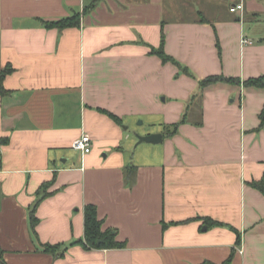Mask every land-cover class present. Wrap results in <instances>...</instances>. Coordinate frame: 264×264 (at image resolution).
<instances>
[{"label": "crops", "instance_id": "0c3cea01", "mask_svg": "<svg viewBox=\"0 0 264 264\" xmlns=\"http://www.w3.org/2000/svg\"><path fill=\"white\" fill-rule=\"evenodd\" d=\"M183 3L0 0V72L12 69L0 95L7 264H264V194L252 185L264 179V89L244 85L264 76V34L247 29L264 23V0ZM76 13L79 27L44 26ZM163 35L195 78L152 54ZM212 76L235 82L200 91ZM139 119L142 136L163 141L139 144ZM83 134L85 156L72 148ZM88 205L124 248L80 243Z\"/></svg>", "mask_w": 264, "mask_h": 264}, {"label": "trees", "instance_id": "16d2710c", "mask_svg": "<svg viewBox=\"0 0 264 264\" xmlns=\"http://www.w3.org/2000/svg\"><path fill=\"white\" fill-rule=\"evenodd\" d=\"M87 11V8L86 10ZM44 26L48 29H66V28H72V27H79L81 23V14L76 13L73 16L69 18H63L57 21H44ZM164 42H165V36L162 37V45L159 49H154L152 51V54H155L161 58V60L164 63H173L176 65L180 71L190 77L195 78L194 73L190 71V69L187 66H184L182 63H180L178 60H176L174 57L168 55L164 49ZM12 71L10 67H7L5 70H2L0 72V95L5 96L9 92L4 87V81L7 77V75ZM220 81H228V82H235L234 79H227L221 76H212L209 78H206L199 82L200 85V91L203 90L208 85H211L216 82ZM236 83H240V80H236ZM244 85L247 87H257L264 89V76H260L257 78H251L244 82ZM197 98V103H199V100H201V92L196 94L193 97V100ZM114 120H116L119 123H122L116 116L110 115ZM260 119V126L259 130L264 127V107L260 113L259 116ZM184 122V120H181L180 122L170 126L173 128V133L178 131L179 126ZM169 130L170 128L167 127ZM167 136L166 134H164ZM253 186H255L260 192L264 194V179L260 182L252 183ZM31 226L32 229L35 232V228L39 222L38 218L36 217V207L31 212L30 216ZM205 223L208 225L216 224L212 223L210 219H206ZM117 234L115 230L113 229H107L106 231H103V222L99 219L98 216V210L97 207L94 205H88L85 209V239L81 240L80 243H82L86 248H94V249H122L125 247V243H121L117 241ZM58 246L54 245H45L44 246V252L54 254L57 253ZM5 251L0 247V264H7L4 259Z\"/></svg>", "mask_w": 264, "mask_h": 264}, {"label": "built area", "instance_id": "2783aa9c", "mask_svg": "<svg viewBox=\"0 0 264 264\" xmlns=\"http://www.w3.org/2000/svg\"><path fill=\"white\" fill-rule=\"evenodd\" d=\"M243 5H237L234 10H242ZM252 40L249 39H243L242 44L243 45H248L252 44ZM72 148L78 152H81L84 156L88 155L92 152L93 149V143H92V138L89 134H83L80 138H77L73 144Z\"/></svg>", "mask_w": 264, "mask_h": 264}, {"label": "rangeland", "instance_id": "374dc122", "mask_svg": "<svg viewBox=\"0 0 264 264\" xmlns=\"http://www.w3.org/2000/svg\"><path fill=\"white\" fill-rule=\"evenodd\" d=\"M184 1H186V0H184ZM183 0H180V5H184V2ZM178 3H179V1H178ZM183 3V4H182ZM168 4H169V0H167V8H168V10H170V8H169V6H168ZM185 9V8H184ZM183 9V10H184ZM186 13V12H185ZM187 14V13H186ZM249 31H253V34H256V35H259V34H264V23H262V25H259V26H255V27H251L250 25H248V28H247ZM141 120H143V119H139V120H137L136 122H134V124H133V129H135V130H138L139 131V133H136V132H134L136 135H140V136H142L141 135V132L142 131H144L147 127H149L148 126V122H145V124H140L141 123ZM136 123V124H135ZM143 144H148V143H143ZM145 146H147V145H145Z\"/></svg>", "mask_w": 264, "mask_h": 264}, {"label": "water", "instance_id": "95a60500", "mask_svg": "<svg viewBox=\"0 0 264 264\" xmlns=\"http://www.w3.org/2000/svg\"><path fill=\"white\" fill-rule=\"evenodd\" d=\"M138 138V143H148V144H159L163 141V135L161 133L151 134L148 136L136 135Z\"/></svg>", "mask_w": 264, "mask_h": 264}]
</instances>
